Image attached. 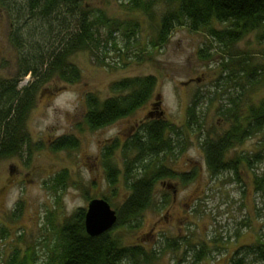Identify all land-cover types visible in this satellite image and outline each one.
<instances>
[{"label":"rangeland","instance_id":"374dc122","mask_svg":"<svg viewBox=\"0 0 264 264\" xmlns=\"http://www.w3.org/2000/svg\"><path fill=\"white\" fill-rule=\"evenodd\" d=\"M4 1L2 5L0 0V81H9L17 75L22 56H34L35 50H41L38 45L46 47L53 36L41 35L39 22L35 23L23 9L26 0ZM86 1L89 7L103 10L110 18L137 22L140 33L131 42L122 29L113 33L120 50L108 40L100 52L77 53L71 62L80 70L81 79L66 84L54 77L45 86L50 87V92L35 100L25 122L30 149L24 148L21 155L0 161V264H5L15 252L19 258L28 254L35 264H44L60 224L74 211L86 210L90 200L103 197L109 199L112 209L119 207L128 194L120 148L145 123L158 119L168 121L180 133L174 137L179 142L175 155L166 159L162 156L163 165L177 174L192 175V179L158 183V207L144 211L134 228H118L113 234L124 245L142 246L147 253L154 252L157 259L149 264H229L237 251L244 249L248 253L249 246L264 241V189H256L254 177L264 175V131L227 154V159L238 153L260 155L261 162L254 163L252 169L239 167L240 180L230 171L211 175L202 142L230 127L218 112L233 93L221 84L216 87L222 64L231 57L264 65V40L253 32L223 50L222 44L205 30L176 27L167 43L153 48L150 41L161 13L157 7L153 9V19H149L142 13L130 14L118 0ZM12 35L22 38L24 52L12 44ZM105 38L108 36L104 31L102 39ZM145 76L157 79L152 98L145 105L100 129L92 130L86 124L87 95L105 100L114 96V83ZM32 80L23 78L18 87L23 88ZM199 94L196 117L201 130L188 118V108ZM263 98L264 87L246 96L253 103ZM62 136H73L77 147L52 150L51 144ZM115 141L120 146L113 151L110 163L119 174L112 187L103 165V150ZM128 156L132 159L136 153ZM63 171L67 178L58 187L56 179ZM164 195L169 196L167 204ZM173 242L177 244L171 245ZM201 252L203 258L198 259ZM244 262L264 264L248 255ZM123 264L148 263L141 260Z\"/></svg>","mask_w":264,"mask_h":264},{"label":"trees","instance_id":"16d2710c","mask_svg":"<svg viewBox=\"0 0 264 264\" xmlns=\"http://www.w3.org/2000/svg\"><path fill=\"white\" fill-rule=\"evenodd\" d=\"M118 1L126 5L130 14L142 13L149 19L154 17L153 9L157 7V10H161L155 34L150 41L153 48L167 43L176 27H187L191 31L205 30L214 41L222 44L223 50L230 49L253 32L259 40H264V0ZM1 4L4 5L5 1L1 0ZM23 9L35 23L39 22L43 31L41 35L46 38L53 36V40L46 47L38 45L41 50L37 47L38 51L35 50L34 56H22L13 80L0 81V161L21 155L24 148L30 149L25 122L37 97L50 92V87H45L46 84L54 77L66 84L77 83L81 79L80 70L71 62L74 55L79 52H100L108 40L112 41L114 49H119L113 33L120 32L121 29L129 42L135 40L140 33L137 22H122L110 18L103 10L89 7L86 0H26ZM104 31L108 36L105 40L102 39ZM16 36L11 41L19 51L26 45L22 38ZM200 56H203L201 51ZM221 72L216 87L221 84L220 87H228L233 93L218 108V112L230 127L215 137L204 138L202 147L206 167L211 175L230 171L240 180L239 167L252 169L254 163L261 162V157L259 154L245 156L244 153H238L227 159V154L244 140L264 131V98L257 103L246 99L253 91L264 87V65L254 64L251 59L240 61L230 57L222 64ZM26 77H32V82L19 88V83ZM156 84L154 76L134 77L114 83L111 86L114 96L105 100H100L93 94L87 95L86 124L96 130L128 117L152 98ZM200 96L197 95L190 104L188 118L201 130V123L196 117V103L201 99ZM178 134L180 133L175 126L158 119L145 123L140 132L122 144L120 149L128 194L123 203L115 207V226L106 233L91 237L84 224L86 210L74 211L60 224L55 243L49 249L44 264H123L141 260L149 264L156 260L154 252L147 253L142 246L124 245L121 238L113 234V230L135 227V222L142 213L156 205L155 191L158 183L177 178L183 182L192 179V175L177 174L162 162L163 158L175 155L179 142H175L174 137ZM119 146L115 141L112 146L103 150V165L108 184L112 187L117 183L119 172L110 163V157ZM76 147L77 140L73 136H62L50 148L61 151ZM132 152L136 156L130 159L128 155ZM254 177L256 189H264V175L255 174ZM64 178H67L65 171L56 179L58 187ZM103 199L110 204L107 197ZM164 202L169 203L168 195H164ZM243 251L244 249L237 251L229 264H245L247 255L252 256L254 261L264 263V241L259 240L249 246L248 253ZM203 255L201 252L198 259L203 258ZM5 264H35V261L28 254L19 258L18 252H15Z\"/></svg>","mask_w":264,"mask_h":264},{"label":"water","instance_id":"95a60500","mask_svg":"<svg viewBox=\"0 0 264 264\" xmlns=\"http://www.w3.org/2000/svg\"><path fill=\"white\" fill-rule=\"evenodd\" d=\"M117 214L105 199L89 201L85 213V229L89 236L96 237L110 231L116 224Z\"/></svg>","mask_w":264,"mask_h":264},{"label":"flooded vegetation","instance_id":"af4514ba","mask_svg":"<svg viewBox=\"0 0 264 264\" xmlns=\"http://www.w3.org/2000/svg\"><path fill=\"white\" fill-rule=\"evenodd\" d=\"M160 114H163L162 112Z\"/></svg>","mask_w":264,"mask_h":264}]
</instances>
